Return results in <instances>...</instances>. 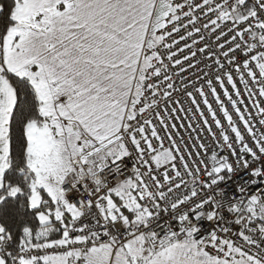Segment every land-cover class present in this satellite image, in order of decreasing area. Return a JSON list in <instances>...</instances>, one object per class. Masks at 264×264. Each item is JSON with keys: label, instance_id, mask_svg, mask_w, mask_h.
Masks as SVG:
<instances>
[{"label": "snow or ice", "instance_id": "1", "mask_svg": "<svg viewBox=\"0 0 264 264\" xmlns=\"http://www.w3.org/2000/svg\"><path fill=\"white\" fill-rule=\"evenodd\" d=\"M0 264H264V0H0Z\"/></svg>", "mask_w": 264, "mask_h": 264}]
</instances>
